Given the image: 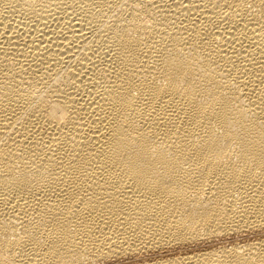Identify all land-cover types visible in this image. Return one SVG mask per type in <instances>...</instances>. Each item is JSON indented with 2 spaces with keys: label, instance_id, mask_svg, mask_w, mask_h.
I'll return each instance as SVG.
<instances>
[{
  "label": "bare ground",
  "instance_id": "6f19581e",
  "mask_svg": "<svg viewBox=\"0 0 264 264\" xmlns=\"http://www.w3.org/2000/svg\"><path fill=\"white\" fill-rule=\"evenodd\" d=\"M0 264H264V0H0Z\"/></svg>",
  "mask_w": 264,
  "mask_h": 264
}]
</instances>
